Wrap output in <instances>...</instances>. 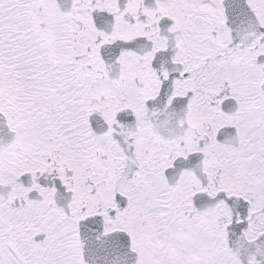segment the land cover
Wrapping results in <instances>:
<instances>
[{"label": "snow or ice", "instance_id": "6c2138e0", "mask_svg": "<svg viewBox=\"0 0 264 264\" xmlns=\"http://www.w3.org/2000/svg\"><path fill=\"white\" fill-rule=\"evenodd\" d=\"M0 264H264V0H0Z\"/></svg>", "mask_w": 264, "mask_h": 264}]
</instances>
